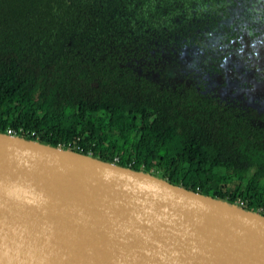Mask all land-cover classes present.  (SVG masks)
<instances>
[{
	"label": "trees",
	"instance_id": "trees-1",
	"mask_svg": "<svg viewBox=\"0 0 264 264\" xmlns=\"http://www.w3.org/2000/svg\"><path fill=\"white\" fill-rule=\"evenodd\" d=\"M142 1L0 0V132L34 130L55 147L78 141L101 160L119 156L121 166L256 211L264 126L146 75L157 54L198 34L202 0Z\"/></svg>",
	"mask_w": 264,
	"mask_h": 264
},
{
	"label": "water",
	"instance_id": "water-1",
	"mask_svg": "<svg viewBox=\"0 0 264 264\" xmlns=\"http://www.w3.org/2000/svg\"><path fill=\"white\" fill-rule=\"evenodd\" d=\"M0 264H264V214L0 132Z\"/></svg>",
	"mask_w": 264,
	"mask_h": 264
},
{
	"label": "flooded vegetation",
	"instance_id": "flooded-vegetation-1",
	"mask_svg": "<svg viewBox=\"0 0 264 264\" xmlns=\"http://www.w3.org/2000/svg\"><path fill=\"white\" fill-rule=\"evenodd\" d=\"M148 1L155 0H143L141 7L154 6ZM192 6L187 3L181 13ZM196 8L203 17L198 34L157 54L146 75L264 126V0H202Z\"/></svg>",
	"mask_w": 264,
	"mask_h": 264
},
{
	"label": "built area",
	"instance_id": "built-area-1",
	"mask_svg": "<svg viewBox=\"0 0 264 264\" xmlns=\"http://www.w3.org/2000/svg\"><path fill=\"white\" fill-rule=\"evenodd\" d=\"M8 134L14 135V136H22L25 137V135H30V136H36L35 140H39L38 135L36 131L34 130H25L23 128H20L19 130L14 129L10 127L7 131ZM57 147L63 148V149H68V150H74L79 153L87 154L88 156L95 157V150L93 148L87 149L85 145L78 141H69L65 143H60ZM120 160L119 156H115L114 161L117 163ZM234 204L241 206L243 208H247L248 202L245 199L239 198L234 202ZM256 212L264 214V206H259L256 209Z\"/></svg>",
	"mask_w": 264,
	"mask_h": 264
}]
</instances>
